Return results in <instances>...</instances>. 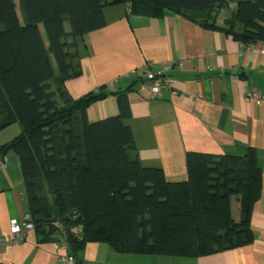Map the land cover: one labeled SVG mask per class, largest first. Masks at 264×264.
I'll use <instances>...</instances> for the list:
<instances>
[{"label":"trees","instance_id":"16d2710c","mask_svg":"<svg viewBox=\"0 0 264 264\" xmlns=\"http://www.w3.org/2000/svg\"><path fill=\"white\" fill-rule=\"evenodd\" d=\"M228 1L236 9L223 29L216 18ZM113 4L136 16L172 11L242 44L264 43V0H0V130L20 126L0 145V159L8 152L19 158L37 241L64 242L78 263L88 242L187 257L247 245L261 190L253 148L241 155L188 152L187 179L171 182L161 169L140 164L123 123L127 89L106 92L103 85L77 99L67 93L65 82L80 75L67 38L103 27V8ZM109 94L118 95L119 115L88 122L87 107Z\"/></svg>","mask_w":264,"mask_h":264},{"label":"crops","instance_id":"0c3cea01","mask_svg":"<svg viewBox=\"0 0 264 264\" xmlns=\"http://www.w3.org/2000/svg\"><path fill=\"white\" fill-rule=\"evenodd\" d=\"M235 9V2L228 1L219 10L216 25L226 28ZM103 17V27L67 38L80 68V75L64 84L69 96L77 99L103 85L106 92L127 89L122 105L128 115L123 123L131 130L140 164L161 169L171 182L187 179L188 152L241 155L253 148L261 190L252 206L253 239L247 245L187 257L124 253L103 242H88L78 255L79 264H264V102L258 106L246 96L251 87L264 92V43L242 44L172 11L159 18L136 16L126 5L113 4L103 8ZM146 64L170 65L173 90L152 97L131 73ZM119 102L117 94H109L91 103L86 109L88 122L119 115ZM19 132L18 123L1 129L0 145ZM4 161L0 236H8L10 224L23 220L27 208L19 158L8 152ZM231 212L238 222L236 199ZM58 253L54 242L37 241L32 230L16 243L0 244V264H58Z\"/></svg>","mask_w":264,"mask_h":264},{"label":"built area","instance_id":"2783aa9c","mask_svg":"<svg viewBox=\"0 0 264 264\" xmlns=\"http://www.w3.org/2000/svg\"><path fill=\"white\" fill-rule=\"evenodd\" d=\"M172 67L170 65L161 64L158 68H153L151 64H146L139 69L132 70V74L143 81L148 93L152 97L158 96L163 90H173L174 79L171 75ZM247 98L251 99L256 105L264 102V92L255 87L247 90ZM5 166L4 158L0 159V168ZM33 230V224L30 220V214L25 213L23 220L20 222H12L10 224V232L8 236H0V244L7 242L16 243L24 239L29 231ZM55 249L59 252L58 264H79L76 259L68 253L64 242L54 243Z\"/></svg>","mask_w":264,"mask_h":264},{"label":"rangeland","instance_id":"374dc122","mask_svg":"<svg viewBox=\"0 0 264 264\" xmlns=\"http://www.w3.org/2000/svg\"><path fill=\"white\" fill-rule=\"evenodd\" d=\"M16 1V3H17V6H18V0H15ZM40 28H41V31L43 32V28H42V26H40ZM65 28L67 29V30H69L70 28H69V25H68V22H65ZM45 194H46V192H44ZM234 199V198H233ZM232 199V200H233ZM73 231L75 232V233H80V230H79V228H73Z\"/></svg>","mask_w":264,"mask_h":264}]
</instances>
